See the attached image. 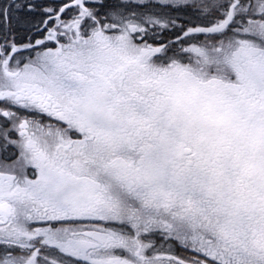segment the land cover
Wrapping results in <instances>:
<instances>
[{
    "label": "snow or ice",
    "instance_id": "1",
    "mask_svg": "<svg viewBox=\"0 0 264 264\" xmlns=\"http://www.w3.org/2000/svg\"><path fill=\"white\" fill-rule=\"evenodd\" d=\"M0 264H264V0H0Z\"/></svg>",
    "mask_w": 264,
    "mask_h": 264
}]
</instances>
